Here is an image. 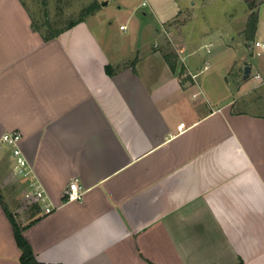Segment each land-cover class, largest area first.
Instances as JSON below:
<instances>
[{
	"label": "crops",
	"instance_id": "1",
	"mask_svg": "<svg viewBox=\"0 0 264 264\" xmlns=\"http://www.w3.org/2000/svg\"><path fill=\"white\" fill-rule=\"evenodd\" d=\"M116 2L129 10L119 34L105 27L111 21L90 23L106 1L45 39L22 0H0V136L21 134L52 206L29 208L3 146L0 264H22L9 214L38 264H264V113L236 104L255 83L264 86V50L253 45L264 43V0L252 9L250 39L249 8L240 21L223 14L218 25L210 18L182 35L173 71L164 24L186 2ZM138 35L144 41L134 44ZM235 39L246 54L229 50ZM209 61L212 77L229 75L231 87L217 84L225 94L196 80ZM72 180L81 196L65 200Z\"/></svg>",
	"mask_w": 264,
	"mask_h": 264
},
{
	"label": "rangeland",
	"instance_id": "2",
	"mask_svg": "<svg viewBox=\"0 0 264 264\" xmlns=\"http://www.w3.org/2000/svg\"><path fill=\"white\" fill-rule=\"evenodd\" d=\"M26 8L28 9L30 16L34 25L42 32H45L47 27L44 25V21H49L50 25L54 28H60L65 25L67 21L70 19H76L80 13V11L85 8L91 2H98V8L101 7L102 2L107 1L100 11L95 12L93 17H90V23H92L93 27H96L97 24L101 21L112 23L110 25H105L107 30L111 32H116L119 34L120 31L117 30V25L119 22L124 21L125 16L128 15V9L119 8L117 6L116 0H22ZM136 2L138 0H135ZM140 1V0H139ZM162 2L171 3V0H159ZM184 3L186 2V7L181 11V13L168 24H164V29L166 31V41L167 46L163 47L164 51L168 54V58L171 61H176V54L179 49L184 45V41L182 40V35L188 34L192 30L197 31L203 28L200 22H209L210 18L213 19L212 23L214 25H218L219 20L223 17V14H229V16L235 15L236 21H240V12L247 10L248 3L256 4L257 0H192L194 3V8L189 10L187 6H189L187 0H182ZM139 10V9H136ZM134 18H140V11L133 13ZM91 15V14H89ZM87 15V16H89ZM86 16V17H87ZM217 23V24H216ZM121 34V33H120ZM121 36V35H120ZM148 37V36H147ZM121 39V38H120ZM144 41V37L138 35L133 38V43H141ZM151 42V40H150ZM237 39L231 41V49L232 50H241V52L246 54V45L239 43L237 45ZM217 46V45H215ZM215 46L213 48H215ZM194 43L188 44L186 46L187 49L194 48ZM163 51V50H162ZM228 51V52H230ZM230 55V54H229ZM208 55L207 57H209ZM231 56H228L226 61L230 60ZM250 57V56H247ZM259 58L256 55H253L252 59ZM135 58L131 56L121 65L127 63L130 64L131 61H134ZM209 70L203 71L197 76V81H201L202 87L212 93V95L225 94L221 93L222 90L217 88V84L220 83L222 86L228 85L231 87V80L229 78L228 73H218L217 78L215 76L212 77V72L215 71V66H212V63L209 61ZM193 74V73H192ZM186 74L185 71V77ZM191 77V74H189ZM211 76V77H210ZM183 77V78H185ZM215 77V79H214ZM192 78V77H191ZM218 80L219 82H214ZM248 85L251 84V80H247ZM232 93L234 90L230 89ZM236 104L239 108H245L250 106V108H254L260 113H264V86H259L258 84L254 86L251 90L247 91L240 100L236 101ZM7 192V191H6ZM8 199L9 204H14L15 201L19 202V199ZM12 204V205H13ZM16 204V203H15ZM22 215L25 213L20 212Z\"/></svg>",
	"mask_w": 264,
	"mask_h": 264
},
{
	"label": "built area",
	"instance_id": "3",
	"mask_svg": "<svg viewBox=\"0 0 264 264\" xmlns=\"http://www.w3.org/2000/svg\"><path fill=\"white\" fill-rule=\"evenodd\" d=\"M147 4L146 0H140L138 5L145 6ZM120 25L119 28H123ZM253 45L260 50H264V43L259 41H254ZM208 51V49H207ZM257 55L260 51L256 52ZM208 67L207 62L201 66L198 72L205 70ZM192 77L196 76V73L191 74ZM250 77L258 82L260 80V75L258 73L251 74ZM255 83L254 86H256ZM183 123L179 124V127H183ZM20 139L21 134L18 131H7L0 136V149L3 146L8 148V154L11 161L12 172L24 181V187L22 189V198L27 205L37 204L41 206L44 212H50L52 206L49 202L48 196L33 172V169L20 149ZM81 190H79L76 181L72 180L69 182L67 188L64 190V199L73 200L78 199L81 196Z\"/></svg>",
	"mask_w": 264,
	"mask_h": 264
},
{
	"label": "trees",
	"instance_id": "4",
	"mask_svg": "<svg viewBox=\"0 0 264 264\" xmlns=\"http://www.w3.org/2000/svg\"><path fill=\"white\" fill-rule=\"evenodd\" d=\"M253 7H254V5L251 2L248 3V8L250 10H252ZM97 9H98V2L97 1L89 3L85 8H83L80 11V13L76 19H70L69 21H67L65 23L64 26H62L60 28L52 27L46 18V20L44 21V25L47 27L46 28L47 30L45 32H42L43 38L48 39L50 37L55 36L56 34L63 31L64 29L71 27L76 22L83 20L87 15L92 14ZM256 21H257V14L255 11L252 10L247 16L245 28L243 30V34L246 37V39H250L252 37L254 30H255V27H256ZM166 58H168V56H166ZM168 63H169L170 69L173 71L175 68V62L168 60ZM104 70H105L106 74H108V75H112L113 71H114L110 64H105ZM34 206L35 205H31L29 208H33ZM8 216L11 220V224L13 227L14 237H15L16 243L18 244L20 251H21L20 262L22 264H38V262L34 258V255L32 253L30 245L23 238V236L21 234V227L17 224L15 219L10 214Z\"/></svg>",
	"mask_w": 264,
	"mask_h": 264
},
{
	"label": "water",
	"instance_id": "5",
	"mask_svg": "<svg viewBox=\"0 0 264 264\" xmlns=\"http://www.w3.org/2000/svg\"><path fill=\"white\" fill-rule=\"evenodd\" d=\"M102 3L104 4L105 2H102ZM249 74H250V66L246 65V66H244V68H243V75H242V78H243L244 80H246V79L249 77Z\"/></svg>",
	"mask_w": 264,
	"mask_h": 264
}]
</instances>
